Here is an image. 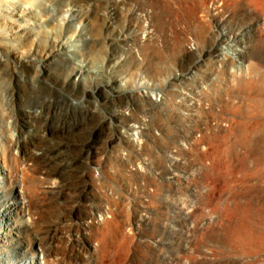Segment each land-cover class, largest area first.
Instances as JSON below:
<instances>
[{"label":"rangeland","instance_id":"1","mask_svg":"<svg viewBox=\"0 0 264 264\" xmlns=\"http://www.w3.org/2000/svg\"><path fill=\"white\" fill-rule=\"evenodd\" d=\"M32 1L33 0H0V35L4 34L9 37L10 36L13 37L16 31L28 30L29 33L30 32L33 33L34 37H36L37 39H40L42 34L43 36L47 37L48 41L50 40V38H56L62 42H65L64 50L62 49L58 50L59 53L58 55L62 56L64 55V53H69L72 55L73 59L71 62L73 64L70 63L68 64L69 66L71 65L70 68L76 67L77 72L73 73L69 79L71 80L73 79L77 83L80 81L85 82L87 80L85 86L87 88V91L85 93L81 91L76 92V90L81 89L80 88L81 86L77 84L74 93L69 94V92H73L72 89H69L68 87H63L60 85V83L56 82L54 75H57L61 79H67V78L64 75L62 77L61 71H59L57 67L53 64L50 65L49 67H46L44 65L35 67L37 72L33 68L35 72H32V76H29L27 70L21 65L15 66L12 64H0V80L4 78L6 81L5 88L3 89L1 96L2 98L0 101L1 102L0 110L2 113L0 114V205L2 204V201L5 198H7V200H13L14 198H16V192H17L16 190H19L20 188L18 187L23 183L25 184L24 190L26 192L25 199H27V202L30 201V197H34V200L36 198L38 200H40L41 198H43L44 200V198H46L43 201V204L48 207L47 210L49 211L45 210L47 212L45 211L43 212L42 207L41 209H38L39 204L41 205L42 202L38 203V200L35 201L37 203L36 206L37 208H35L37 210V213H35V217L39 216L42 219L41 220L38 217L37 224L38 223L39 224L38 225L36 224V227L39 226V230L41 229V231L43 232L45 230L42 227L45 228L47 226L54 227L53 226L54 222L60 223L61 224L60 226H62L61 228L64 229V232H67L64 233V236H67L66 239L69 237L68 241L70 242H71L70 238L73 239L74 244L73 243L72 244L75 246L74 247L75 255L77 257H81V256H85V258L88 257L87 261H85L84 264H89V262L90 264H98V263L99 264H103V263L104 264H170L175 261L178 255L182 256L184 255V253L187 254V252L188 254H190L189 250H191V248H192L191 251L193 252V256L194 255L195 256L193 257L192 255L190 256L188 254L187 256L188 257L190 256L189 258L191 260V263L193 261L194 264H221L220 262H222V260H223L222 262L223 264L225 262H227L226 264L229 263L236 264L237 261H239V264H242L243 263L242 260H244V264H245L246 262L245 259H242L243 257L240 256L239 253L236 252L234 257L233 254L235 253V251L232 250V246H230L231 244L226 240L225 233H227V231L225 228L223 229L222 227H220L221 221L222 224L224 223L223 225H225L226 222V218L223 217L226 214L225 212L223 213V211L221 210L224 209L223 204L226 203L227 201L225 200L223 202L224 198L225 199L228 198L227 196L229 195L232 196L235 195L233 194L235 190L232 188H237L235 191L237 193V190L239 191L241 189L238 188L241 187V185L242 187L245 185L242 188L243 190L246 188V185L247 186H249L248 184L251 185V183H245L244 185L239 184V186L236 184V182L238 181H239L238 183L242 182L243 174L244 175L245 173L251 175L257 174L262 168H264V143H262L264 142L263 141L264 139L261 138L262 135L264 136V127H263L264 116H262L264 112L261 111L255 112V114L257 113L258 116H259V112L262 114L259 116L260 119L258 118V116L255 117V119L258 118L261 121V124L259 126L260 128H258L259 131L258 130L256 131L263 134L259 135L258 132L257 133L255 132L257 136L256 137L255 134L252 133L255 138L253 139L254 141H252L253 137L251 135V138L249 137V139L245 143L242 142L241 141L242 138L240 140L239 132L238 134L236 133L239 139L237 140L238 142L236 141L237 143L236 142L234 143V140L237 139L236 135L234 136L235 139L233 136H231L232 138L229 137L226 138L225 140H222L223 139L222 135H224V131L226 134L227 126L225 125H228L231 118L237 116L236 117L237 119L235 120H239V119L241 120L244 119V117L245 120H247V118L249 120L250 117L252 119V120L250 119V121H253L254 119L252 114H248L245 111V106L247 102L250 101V99H252V97L256 98L257 96L254 94V92L250 93L251 97L248 96L249 92L247 93L245 92V90L241 91L235 85L237 82L232 83L235 80L233 79L232 81L231 78H239V76H241L239 75V73L243 70L247 72L246 70L249 67H251L252 64L255 67H257L258 72L260 71L259 72L260 75L264 73V71L263 72L261 71L262 69L264 70L263 67L264 39L263 40L259 39L260 37L258 35V31L255 28L256 26H254L251 29L249 36H247L245 32H241L242 30L237 32L238 34H240V36L246 38L245 43H247V46L245 48L244 47L239 48L240 50L243 49L245 58L240 59L239 56L237 55V52L233 51L232 49L233 47H230V45L233 44H229V45H223L221 47L222 51L220 52L221 53L220 60L217 59V62H214L215 61L214 57L212 55H209L210 46L204 44L205 41L200 37V30L202 29V26L205 25V27L206 26L209 27L211 25V23L208 22L209 20L207 18L205 19L204 17H202L199 11V7H200L199 5L202 4L203 0H199V1L186 0L187 2L185 0H175V1L174 0H109L108 2L107 0H101V1L90 0L86 2L87 5L83 6L82 9L83 11L88 12L86 10L90 8L89 12L87 13L89 20H85V22L82 23L81 21L79 22L76 16H74L73 11L68 10L69 7H63L64 8L63 10H66V12L58 13L57 11L59 10L58 2H60V5L63 4L64 1L65 4L69 2L72 5L71 0L70 1L44 0L43 2H41V4L44 5L42 8H40L38 4L33 3L35 0L33 2ZM230 1L231 0H218V5L221 6L228 5L227 7L231 9V12L230 11H229L230 13L227 12L226 17H228L231 20L233 27L237 29V24H241V22L245 23L246 20L245 18L250 17L248 16L249 12L246 10L248 7L249 0L247 1L241 0L237 3ZM204 2L206 3L208 2L210 8L211 9L213 8L212 4L209 3L210 0H206V1L204 0ZM42 9L46 10L47 14L51 17L52 22L50 24H48V22L38 21V18H36L35 13L40 14ZM233 12L235 14H233ZM177 13H179V15ZM123 14L126 17L125 16L123 17ZM195 17H197L198 19ZM257 20L259 24H262L263 18L258 16ZM106 22L109 23L111 27H113L112 30H109L110 38L114 40L111 44L110 42H107V40L105 39L107 37L105 33L100 35L101 28L104 27L103 25L106 24ZM68 23H70L71 25L70 28H68ZM175 24L176 26H174ZM119 30L120 32H118ZM81 31H83V33L84 32L88 33L89 37L87 38V40L90 41V44L92 43L95 44L89 46L86 43L84 44L82 42L80 43V41L77 40L78 39L77 37L80 36ZM228 33H229V29L227 28L221 30V34L223 35ZM118 34L119 35L121 34L122 38L118 37ZM41 39H43V37H41ZM48 41L46 42L48 43ZM46 42L43 41V44L47 45ZM47 54L50 55L49 52H47ZM84 56H86V58H89V60H85L83 58ZM157 58L161 59V63L154 62L155 61L154 59ZM221 60L228 61L229 63L228 71H230L229 75L231 74L230 78L223 77L222 79L220 74L221 70L219 69H221L222 68L221 66H223L224 64L222 63ZM68 64L67 65L64 64V66L62 64L60 68L68 67ZM256 64H258V66H256ZM244 71L241 74H243ZM48 72L52 76H48L47 74ZM216 72L219 73L216 74ZM12 74L14 75V77ZM196 74L197 75L200 74V75L197 76ZM212 74L214 76L216 75L217 77L216 76L214 77ZM234 75L235 76L238 75V76L235 77ZM96 80L97 82H95ZM32 83L34 84L33 86L35 87V90L33 92L30 91L26 85V84L31 85ZM104 83H109V85L111 86L117 85L119 89L122 90V93L129 98L128 99L129 103L126 104L124 100V104H120L119 102L114 101L112 95L104 96V94L107 95V93L101 91L100 88H97V85L100 86V84L102 85ZM46 85L50 87H46ZM7 86L8 88H6ZM233 87L235 88V91ZM217 88L219 90H217ZM236 88H238V90ZM227 89H229L231 92L230 91L227 92L226 91ZM240 91L244 93H241ZM162 93L164 97L162 96ZM222 93L224 94L222 95ZM233 93L236 94V96ZM252 93L254 94L253 96ZM31 94L33 97L30 96ZM140 94L141 95L146 94L155 103L154 106L151 107H149V105L146 106L150 110L140 109L138 104L140 102V98L142 97ZM211 94H213V97ZM244 94L246 95L248 94L247 96L250 98H248ZM5 95H7V98ZM231 95H232V99L230 98ZM242 95H244L245 98ZM262 96H264V94ZM3 97L6 99H4ZM163 98H165L166 100L164 101ZM196 98L198 99L196 100ZM35 99L37 100V102ZM44 99L50 100V103L47 107H42V105L40 104L43 102ZM229 100L233 101V102L231 101L232 105ZM65 101H70L75 105L72 114L62 113L61 106L62 104H64ZM199 103H202V105L200 104L199 106ZM2 104L5 105L2 106ZM241 104L243 105V107ZM233 105L235 106L233 107ZM12 106L14 107L12 108ZM220 106L223 109H221ZM237 106L238 108H240L239 111L242 114L238 111ZM29 107H35L37 108V111L40 110L37 112L38 115L37 113L36 114L34 113L35 116L34 114L28 115L26 114L25 111L22 110V109H29ZM115 109L116 111H118L117 113L124 112L125 115H129L127 117H130L132 121L134 120L133 122H131L130 128L129 127L126 128L121 124L118 126V128H114L113 125L110 126L108 122H106V117L109 116L112 111H115ZM232 110H234V112ZM180 111L182 114L180 113ZM220 112H223L224 116L223 113ZM150 113L152 116L150 115ZM189 113L190 116L192 117L188 116ZM219 113L221 114L220 116ZM238 113H240L241 116H239ZM210 114L213 116H211ZM134 115H137L138 118ZM225 115L227 119L224 118ZM135 118L138 120L136 121ZM207 118H209L212 121H214L217 118L213 123H215L218 119H219L218 121L223 122L224 127L218 128V130H216L217 129L216 125L214 124L212 125L213 127L212 130L215 131V134L218 135L217 137H219L220 140L217 138L219 141L213 140L210 141L211 142L210 143L209 140H212V137H208L210 139L208 140L207 138V140L205 141L207 146L204 143L203 144L204 148L203 146H201L200 148L201 150L200 149L198 150L196 148L194 149V147L191 146V142L189 141L188 143V140H185L184 135L186 134V132L188 133L190 131L191 127L196 128L198 127L197 125H200L201 127H203V125L204 127L209 126L208 125L209 123L205 121V120L208 121ZM198 119L200 120L202 119V120L200 121ZM228 119L229 121L227 122L226 120ZM203 120L207 123L206 125ZM139 122H141L140 123L141 125L139 124ZM143 123L146 124L144 125ZM187 124H189V126H187ZM145 126L150 128L151 131L153 132L151 133L154 135L153 139H152V135L150 138L142 135L141 127H145ZM42 127L44 131L42 130ZM223 128L225 130H223ZM261 128L262 131L260 132ZM44 132L47 133L45 134ZM124 133L126 135L128 134L127 135L128 138L123 137L125 135ZM219 135L222 137H220ZM256 139H258V141ZM26 140L27 142H25ZM181 140L183 142H181ZM129 141H131L132 143ZM145 141L146 143L149 142L148 145H145L146 144ZM214 141H217V143L216 142L214 143ZM187 144L189 147L187 146ZM184 147H186V149H183ZM205 147L207 148L206 151H208V153L205 151ZM169 149L174 150L175 153L174 156L175 157L177 156L179 160L182 161V165L178 163L172 164L168 159L164 158V155L168 151H170ZM154 150L155 153L153 152ZM31 151L47 153V155L50 156L51 158H53L52 156H55L57 152L59 151L63 152L65 155H67L68 159H62V160L56 159L55 163L59 164L58 165L59 167H63V166L66 167L69 172H66L64 174V178L61 179L60 175H58L57 173L55 175L53 170L49 168L50 166L46 164V162H48L46 158L48 159L51 158L49 157H45V159L40 157L28 158V155H30ZM156 152L158 153L156 154ZM190 152L193 153L195 152L196 154L194 153V156H191L193 153ZM153 155L154 156L156 155L155 156L156 158ZM196 155H198L199 158ZM130 157L133 158L130 159ZM195 157L198 159L196 160ZM200 157L201 159L202 158L203 159L201 160ZM204 159H206L207 161ZM260 159L261 161H259ZM121 160L123 162H127V167L122 168V166H120ZM199 160H201V162L204 161V163L202 164ZM242 163L245 165L244 169L240 167V164ZM203 166L204 167L207 166L208 168L207 167L204 168ZM206 169H208L209 172H211V170L213 171V173L212 172L208 173L210 175L212 174V178L211 177L208 178L205 176L207 174L206 172L208 171ZM175 170L177 171L173 172ZM176 173H179L180 175H186V177H188L189 180L193 181L192 190L194 191V194L192 192H188V191L186 192L184 189L181 190V188L176 191V189H172L169 186V184L167 183L168 182L167 178H170L172 176L171 174H176ZM194 174L196 176H194ZM202 177L203 178L206 177V178L203 179ZM257 177L258 176H255V180L257 179ZM44 179H46V181ZM210 179L216 180L218 185L217 187L218 190L216 192L217 193L216 196L218 195L216 197V200L218 199V202L216 203L215 201L214 204L210 203L211 205L207 204L206 201H204L205 199L207 200V197L205 196H207V194L209 193L208 183L211 181ZM249 179L253 180L254 178L251 177ZM258 179L256 181L251 180L252 186H256V183L257 185L259 184L260 186L263 182V184L260 187L263 186L262 188H264V181L259 179L260 181L258 182ZM51 180L52 182L54 180L53 183L57 184V186L59 187L56 188L55 189L56 191L54 190L53 193L47 194L46 192H44L43 189H46L45 186H47L49 182L50 184H53ZM55 180L58 182L56 183ZM202 181L204 183V186L206 187L204 186H202V188L200 187V185H202ZM32 182L33 183L35 182L34 183L35 184L34 187L36 186L35 188L29 186V183ZM194 187L195 188L198 187L201 191L198 190V188L195 189ZM79 188L81 189V191ZM152 189L154 192L152 191ZM205 189H207L208 193H206L207 191ZM180 190L184 192L182 193ZM29 191L31 192V194L29 193ZM179 191H180V195H178ZM197 192H199V195L197 194ZM228 192H233V193L229 194ZM44 193H46L45 195L47 196H44ZM115 193L117 194V196ZM221 195L224 196L227 195V196L226 197L222 196L221 198L222 200L220 201ZM179 196L181 197V200L186 199L187 202L188 200H190L192 201V203H194L195 200L198 199L197 201L201 202L200 207H202L201 213L203 216L200 225L203 227H207L209 225L210 227V229L206 231L207 233L206 235L208 236L204 237V241L201 244V246L203 247L205 242V246L203 247V249L201 246H200L201 249L200 248L197 250L195 249L196 253L193 248L194 246H192V244L190 245L191 243L190 237H192L193 239L196 237L195 236L196 234L194 232H190L189 234L191 235H187V234L185 235L175 232L172 229V227H175L176 223L171 224L170 223L171 220H169L171 219V217H174L175 209L178 208V206H181V204L186 203V200L181 202ZM183 196L185 199L183 198ZM193 196L195 200L192 198ZM20 197L21 196L17 195V201L22 200ZM186 197L189 198L187 199ZM145 201L150 203L147 205L146 208L141 207L140 209L135 206V205H141ZM60 202L64 204L62 205ZM202 203H205L204 207ZM218 203L221 206L218 205L219 207H217V205H215ZM30 204L33 203L30 201ZM186 204L189 207V203ZM55 206H57V208ZM212 207L214 209L217 207L218 209L217 210L215 209L214 212V210H212L213 209ZM207 208L210 210H208ZM218 210H220L219 213L222 212L224 215H221L222 213L218 214ZM216 211L218 215L215 214ZM141 214H142V218L140 216ZM219 215H221V218ZM206 216L208 218H206ZM218 216L220 219L218 218ZM204 217L206 219H204ZM59 218H62V220ZM68 218L71 219L69 220ZM88 219H90L91 221L90 220L88 221ZM209 219L211 222L212 219L213 220L215 219L216 221L214 222L217 223L219 227H216L218 226L217 224L216 225L210 224L211 222L208 221ZM114 220H118L119 223L116 222V224L118 228L120 227L119 229L114 228V224H112L115 222ZM218 220L220 221L219 223ZM4 222L5 221H3L0 218L1 226L4 224ZM101 222L103 225L101 224ZM51 223L52 225H50ZM166 223L167 224L170 223V225L167 226L165 225ZM203 223L205 226L202 225ZM205 223L207 224V226ZM40 226L42 227L40 228ZM106 228L108 229V231ZM175 228H179V227L176 226ZM218 229H220V231ZM5 231L6 230H3L2 227L0 233V241L3 240L4 236H6L7 232L5 233ZM213 231H215V233ZM218 231L220 233L222 231V233L220 234ZM2 232L4 234L3 237H2ZM108 232L110 233L108 234ZM15 233L13 232L11 233L12 237L16 236ZM216 233H218L219 235ZM100 235H102V237ZM181 235L182 237L184 236L185 237L182 238ZM209 237H211V239L213 238L214 239L211 240ZM217 237L219 239L221 238L220 241H224V242H221L220 244L219 243L220 241ZM187 238L190 240H187ZM207 239L210 241H208ZM146 240H148L149 242ZM65 241L62 240V242L64 243L61 244L64 245L69 243L68 241H66L67 243ZM101 241L103 242L105 241L104 242L105 245ZM164 241H166V243ZM207 242H209V244H207ZM224 243H227L226 246L229 245L227 246L228 248L224 245ZM1 244H4V242H1ZM222 244L223 247L221 246ZM211 245H212V249L214 248L213 251L212 249H208L211 248ZM215 246L218 251H216ZM205 247L207 248L206 251L207 250L210 251L204 253L205 254L204 255L203 252L205 251L204 250ZM218 247L220 248L222 247V248L219 249ZM7 249L8 248H6V250ZM8 250L9 251H0V264H23L22 262L23 260L16 255V251H12V249H8ZM104 250L107 251V253ZM220 250H223V252ZM214 251L215 253H213ZM197 252L199 253V255H197L196 257V254H198ZM100 253L101 254L103 253V255H101ZM226 254L229 255L232 254V256H227ZM200 255L201 256L204 255V256L200 258ZM215 255L216 257H213ZM226 257L227 258L230 257V258L227 259ZM94 258H96V260ZM224 258H226V261L224 260ZM171 259H173L174 261Z\"/></svg>","mask_w":264,"mask_h":264},{"label":"bare ground","instance_id":"2","mask_svg":"<svg viewBox=\"0 0 264 264\" xmlns=\"http://www.w3.org/2000/svg\"><path fill=\"white\" fill-rule=\"evenodd\" d=\"M34 1V0H33ZM32 1V2H33ZM44 0H35L33 3L35 4H38V6L40 7V8H42L44 5H42L41 4V2H43ZM68 1H70V0H68ZM72 1V5H71V3H69V2H67V4H65V1L63 2V4H61L60 5V2H58V4H59V10H57L58 11V13L60 12V13H62V12H66V10H63L64 8L63 7H69L68 8V10H71V11H73L74 13V16H76L77 18H78V20H79V22L81 21V23L82 22H85V20H89V18H88V12H89V9L88 10H86V11H88V12H85V11H83L82 9H83V6H85V5H87V1H90V0H71ZM98 1V0H97ZM101 1V0H100ZM109 0H107V2H108ZM175 1V0H174ZM186 1V0H185ZM189 1V0H188ZM199 1V0H198ZM206 1V0H205ZM231 1H233L234 3H237V2H239V1H241V0H231ZM230 1V2H231ZM247 1V0H246ZM31 2V3H32ZM116 2V1H115ZM187 2V1H186ZM221 2H223V1H221ZM229 2V3H230ZM118 3V2H117ZM192 3V2H191ZM209 3H211L212 4V6H213V8L211 9L210 8V6L208 5V2L206 3V2H204V0H203V2H202V4L201 5H199L200 7H199V11H200V14H201V16L202 17H204L205 19L207 18L209 21L208 22H210L211 23V25L208 27V26H206L205 27V25H203L202 26V29L200 30V37H201V39H203L204 41V44H206V45H208V46H210V53H209V55H212L213 57H214V59H215V61L214 62H217V59L218 60H220V56H221V51H222V46L223 45H229V44H233V45H230V47H233L232 49H233V51H235V52H237V55L239 56V58L240 59H242V58H245V55H244V51H243V49L242 50H240L239 48L240 47H246L247 46V43H245L246 42V38H244L243 36H240V34H238L237 32L238 31H241V32H245L246 33V35L247 36H249V33L251 32V29L254 27V26H256L255 28H256V30L258 31V35H259V39L260 40H263L264 39V0H249V2H248V7H247V11L249 12V15L248 16H250L249 18H245L246 20H245V23L244 22H241V24H237V29H235L234 27H233V24L231 23V20L228 18V17H226V14H227V12H231V9H229L227 6L228 5H218V0H210V2ZM44 4V3H43ZM94 4V3H93ZM99 4V3H98ZM107 4H109V3H107ZM124 4V3H123ZM219 4H220V2H219ZM232 4V3H231ZM177 5V4H176ZM176 5H175V7H176ZM90 6V5H89ZM94 6H96V5H94ZM98 6V5H97ZM102 6V5H101ZM180 6V5H179ZM187 6V5H186ZM103 7V6H102ZM113 7V6H112ZM105 8V7H104ZM157 8V7H156ZM172 8V7H171ZM180 8V7H179ZM186 8V7H185ZM80 9V10H79ZM146 9V8H145ZM190 9V8H189ZM106 10H107V8H106ZM173 10V9H172ZM196 10V9H195ZM194 10V11H195ZM124 11V10H123ZM174 11V10H173ZM143 12V11H142ZM193 12V11H192ZM229 12V13H230ZM106 13V12H105ZM36 15V18H38V21H44V22H48V24H50L51 22H52V20H51V17L47 14V12H46V10H44V9H42L41 10V12H40V14H37V13H35ZM178 15H179V13H177ZM233 14H235L234 12H233ZM150 15V14H149ZM173 15H175V14H173ZM232 15V14H231ZM65 16V15H64ZM125 15L123 14V17H124ZM140 16V15H139ZM186 16H187V14H186ZM194 16V15H193ZM233 16V15H232ZM258 16L259 17H261V18H263V21H262V24H259L258 23V20H257V18H258ZM106 17H107V15H106ZM126 17V16H125ZM200 17V16H199ZM185 18V17H184ZM195 18H197V17H195ZM203 18V19H204ZM186 19V18H185ZM198 19V18H197ZM201 19V18H200ZM252 19H253V22H252ZM185 21V20H184ZM196 21V20H195ZM203 21V20H202ZM201 21V22H202ZM136 22V21H135ZM200 22V21H199ZM208 22H207V24H208ZM250 22V23H249ZM126 23V22H125ZM144 23V22H143ZM155 23V22H154ZM175 23V22H174ZM254 23H255V25H254ZM108 24V25H107ZM199 24V23H198ZM206 24V25H207ZM144 25V24H143ZM41 26V25H40ZM104 27H102L101 28V32H100V35H102L103 33H105L106 34V40H107V42H110V44L114 41L112 38H110V31L109 30H112V28L113 27H111L110 25H109V23H107L106 22V24H104L103 25ZM174 26H176V24L174 25ZM190 26H191V24H190ZM196 26V25H195ZM71 27V25H70V23H68V28H70ZM145 27V26H144ZM201 27V26H200ZM142 28V27H141ZM155 28V27H154ZM196 28V27H195ZM224 28H227V29H229V33L228 34H225V35H223V34H221V30H223ZM185 29V28H184ZM132 30V29H131ZM187 30V29H186ZM82 32V33H81ZM80 32V36H78L77 38V40L78 41H80V43L82 42L83 44L84 43H86L87 45H89V46H92V45H94L95 43H92V44H90V41H88L87 40V38L89 37V35H88V33H83V31H81ZM118 32H120V30L118 31ZM188 32V31H187ZM159 34V33H158ZM163 34V33H162ZM170 35V34H169ZM182 35H183V33H182ZM132 36V35H131ZM159 36V35H158ZM246 36V37H247ZM41 37H43V39H41ZM41 37H40V39H37L36 37H34V35H33V33H29V31L28 30H19V31H16V33L13 35V37H9V36H7V35H4V34H1L0 35V64H12V65H15V66H17V65H21V66H23L26 70H27V72H28V74H29V76H32V72H35L34 70H33V68L35 69V67H39V66H41V65H44V66H46V67H49L50 65H55L56 67H57V69L59 70V71H61V75H62V77H63V75L67 78V79H61V78H59L57 75H54V78H55V80H56V82H58V83H60V85L61 86H63V87H68L69 89H72L73 90V92H69V94L70 93H74V91L76 90V86H77V84L78 85H80L81 87V89L79 90H76V92H83V93H85L86 91H87V88L85 87L86 86V81L85 82H82V81H80V82H76L75 80H71V79H69L70 78V76L73 74V73H75V72H77V69H76V67L75 68H70V66H69V64L68 63H70V64H73L71 61H72V55L71 54H69V53H64V55H62V56H59L58 54V50H64V48H65V42H62V41H60L59 39H56V38H50V40L48 41V39H47V37L46 36H43L42 34H41ZM118 37H120V38H122L121 37V34L119 35L118 34ZM171 37V36H170ZM103 38V37H102ZM172 38V37H171ZM90 39V38H89ZM104 39V40H105ZM6 40H8V41H6ZM122 40V39H121ZM175 40V39H174ZM43 41H48V43H47V45H44L43 44ZM106 42V41H105ZM121 42V41H120ZM155 44V43H154ZM161 44V43H160ZM177 44V43H176ZM135 45V44H134ZM159 45V44H158ZM142 46V45H141ZM177 46V45H176ZM189 46V45H188ZM136 47V46H135ZM146 47V46H145ZM144 48V47H143ZM130 49V48H129ZM141 50V49H140ZM47 52H49L50 53V55H48L47 54ZM164 52V51H163ZM180 52V51H179ZM187 52V51H186ZM160 53V52H159ZM199 53V52H198ZM204 55V54H203ZM145 56V55H144ZM155 56V55H154ZM166 56V55H165ZM151 57V56H150ZM85 60H89V58H86V56H84L83 57ZM145 58V57H144ZM211 59V58H210ZM263 59V58H262ZM155 61V63H161V59H159V58H157V59H154ZM212 61V60H211ZM210 61V62H211ZM222 61V63L224 64L223 66H221L222 68L221 69H219V70H221V72H220V74H221V77H222V79H223V77H225V78H230V75H229V72L230 71H228L229 70V63H228V61H225V60H221ZM83 62V61H82ZM264 62V61H263ZM212 63V62H211ZM254 63V62H253ZM258 63V62H257ZM63 64V66H64V64H68V67H63V68H60V66ZM105 65V64H104ZM143 65V64H142ZM218 65V64H217ZM251 65V64H250ZM253 65V64H252ZM251 65V67H247L248 69L246 70L247 72H245L244 70V73L243 74H241L243 71H241L240 73H239V75H241V76H239V78H231L232 79V81H233V79L235 80L234 82H232V83H236L235 85H236V87H238L241 91L242 90H245V92H249V95L248 96H250L251 97V92H254V94L257 96L256 98H253L252 97V99H250V101H248L247 102V104H246V106H245V111L248 113V114H252V116L254 117V119H253V121H250V119H251V117L249 118V120H248V118H247V120H245V117H244V119H239V120H235V119H237L236 117H234V118H231L230 119V121H229V119L228 120H226L227 122L229 121V123H228V125H225V126H227L226 127V134H225V131H224V135H222V136H220V137H222L223 139L222 140H225L226 138H229V137H231V136H237L236 138L237 139H235V137H234V143L237 141V140H239L238 139V132H239V134H240V140H241V138H242V142H246L248 139H249V137L251 138V135H252V141H254L253 139H255L254 138V136H253V134L252 133H254L255 134V132L257 133L258 131H259V129L258 128H260L259 126H260V124H261V121L259 120L260 118H259V116L260 115H262L260 112H259V116L257 115V113L255 114V112L256 111H261V112H264V96H262L263 94H264V73H262L261 75H260V71L258 72V70H257V67H255L254 65L252 66ZM77 66V65H76ZM86 66V65H85ZM84 66V67H85ZM138 66H140V65H138ZM201 66V65H200ZM208 66V65H207ZM211 66V65H210ZM212 66H213V64H212ZM249 66V65H248ZM256 66H258V64H256ZM261 66V65H260ZM194 67V66H193ZM209 67V66H208ZM218 67V66H217ZM262 67V66H261ZM264 67V66H263ZM262 67V68H263ZM86 68V67H85ZM201 68V67H200ZM219 68V67H218ZM259 68V67H258ZM262 68H260V69H262ZM87 69V68H86ZM138 69V68H137ZM259 69V70H260ZM36 70V69H35ZM168 70V69H167ZM17 71V70H16ZM215 71V70H214ZM262 72L264 71L263 69L261 70ZM36 72H37V70H36ZM109 72V71H108ZM204 72V71H203ZM23 73V72H22ZM178 73V72H177ZM217 73H219V72H216V74ZM48 74V76H52L51 74H49V72L47 73ZM102 74V73H101ZM208 74V73H207ZM258 74H259V76H258ZM13 75V74H12ZM19 75V74H18ZM25 75V74H24ZM42 75V74H41ZM105 75H107V74H105ZM109 75V74H108ZM184 75V74H183ZM189 75V74H188ZM187 75V76H188ZM194 75V74H193ZM197 75V74H196ZM200 75V74H199ZM199 75H197V76H199ZM213 75V74H212ZM4 76V75H3ZM214 76V75H213ZM216 76V75H215ZM214 76V77H215ZM218 76H220V75H218ZM235 76V75H234ZM234 76H232V77H234ZM236 76H238V75H236ZM235 76V77H236ZM258 76V77H257ZM13 77H14V75H13ZM12 77V78H13ZM191 77V76H190ZM217 77V76H216ZM220 77V78H221ZM7 78V77H6ZM15 78H16V76H15ZM22 78V77H21ZM161 78V77H160ZM204 78V77H203ZM207 78V77H206ZM209 78V77H208ZM35 79V78H34ZM187 79V78H186ZM195 79V78H194ZM230 79V80H231ZM7 80V79H6ZM22 80H24V79H22ZM178 80V79H177ZM202 80V79H201ZM207 80V79H206ZM219 80H221V79H219ZM27 81V80H26ZM40 81V80H39ZM89 81V80H88ZM182 81V80H181ZM200 81V80H199ZM203 81V80H202ZM208 81V80H207ZM214 81V80H213ZM226 81V80H225ZM33 82V81H32ZM95 82H97V80L95 81ZM218 82H220V81H218ZM228 82V81H227ZM226 82V83H227ZM45 83V82H44ZM43 83V84H44ZM165 83V82H164ZM175 83V82H174ZM198 83V82H197ZM5 84H6V81H5V79L3 78V79H1L0 80V101H1V96H2V92H3V89L5 88ZM19 84V83H18ZM113 84V83H112ZM27 85V87L29 88V90L30 91H34L35 90V87L33 86L34 84L32 83L31 85H28V84H26ZM97 85V84H96ZM195 85V84H194ZM218 85V84H217ZM223 85V84H222ZM228 85V84H227ZM230 85V84H229ZM232 85H234V84H232ZM36 86V85H35ZM93 86V85H92ZM177 86V85H176ZM179 86V85H178ZM181 86V85H180ZM198 86V85H197ZM10 87H11V85H10ZM9 87V88H10ZM46 87H50V86H48V85H46ZM168 87V86H167ZM212 87H213V85H212ZM6 88H8V86L6 87ZM24 88V87H23ZM97 88H100V90L101 91H104L105 93H107V95H105L104 94V96H108V95H112V97L114 98V101H117V102H119L120 104H124V100H125V102H126V104L127 103H129V98L127 97V96H125L123 93H122V90H120L119 89V87L117 86V85H115V86H111V85H109V83H104V84H100V86L99 85H97ZM184 88V87H183ZM192 88V87H191ZM238 88H236L237 90H238ZM11 89V88H10ZM233 89H234V91H235V88L233 87ZM6 90V89H5ZM25 90V89H24ZM126 90V89H125ZM193 90V89H192ZM217 90H219L218 88H217ZM9 91V90H8ZM7 91V92H8ZM15 91V90H14ZM130 91V90H129ZM169 91V90H168ZM200 91V90H199ZM227 92L228 91H230L229 89H227L226 90ZM240 91V92H241ZM5 92V91H4ZM16 92V91H15ZM35 92H37V91H35ZM75 92V93H76ZM104 92H102V93H104ZM203 92V91H202ZM204 92H205V90H204ZM209 92H210V89H209ZM212 92V91H211ZM231 92V91H230ZM233 92V91H232ZM240 92H239V94H240ZM56 93H57V91H56ZM161 93V92H160ZM165 93V92H164ZM199 93H201V92H199ZM213 93V92H212ZM219 93V92H218ZM217 93V94H218ZM225 93V92H224ZM224 93H222V95L224 94ZM241 93H244V92H241ZM7 94V93H6ZM9 94V93H8ZM59 94V93H58ZM62 94V93H61ZM93 94V93H92ZM173 94V93H172ZM216 94V95H217ZM234 94V93H233ZM238 94V93H237ZM253 93H252V96L254 95ZM10 95V94H9ZM141 95V94H140ZM167 95V94H166ZM212 95V97H213V94H211ZM235 96H236V94H234ZM245 96H247L246 94H244ZM244 95H242L243 97H244ZM6 96V98H7V95H5ZM31 97H33L32 96V94L30 95ZM142 97L140 98V102L138 103L139 104V107H140V109L141 110H148L149 108L148 107H146L147 105H149V107H151V106H154L155 105V103L152 101V99L149 97V96H147L146 94H144V95H141ZM162 96H163V93H162ZM206 96V95H205ZM210 96V95H209ZM218 96H220V95H218ZM228 96H229V94H228ZM247 96V97H248ZM23 97V96H22ZM76 97V96H75ZM164 97V96H163ZM179 97H181V96H179ZM198 97V96H197ZM207 97H208V94H207ZM250 97H248V98H250ZM255 97V96H254ZM4 98V97H3ZM6 98H4V99H6ZM10 98V97H9ZM8 98V99H9ZM110 98V97H109ZM136 98H137V96H136ZM173 98H175V97H173ZM193 98H194V96H193ZM218 98V97H217ZM231 99H232V95H231V97H230ZM239 98V97H238ZM238 98H237V100H238ZM241 98V97H240ZM245 98V97H244ZM13 99H14V97H13ZM12 99V100H13ZM34 99V98H33ZM68 99H70V98H68ZM164 99V101L166 100L165 98H163ZM185 99V98H184ZM198 98H196V100H197ZM202 99V98H201ZM228 99V98H227ZM235 99V98H234ZM242 99V98H241ZM11 100V99H10ZM10 100H9V102H10ZM24 100V99H23ZM36 100V99H35ZM52 100V99H51ZM59 100V99H58ZM208 100H209V98H208ZM207 100V101H208ZM225 100V99H224ZM236 100V99H235ZM3 101H5V100H3ZM111 101V100H110ZM113 101V102H114ZM170 101V100H169ZM182 101V100H181ZM198 101H200V100H198ZM217 101V100H216ZM222 101V100H221ZM230 101V100H229ZM229 101H227V102H229ZM232 101V100H231ZM230 101V102H231ZM36 102H37V100H36ZM177 102V101H176ZM175 102V103H176ZM202 102V101H201ZM213 102V101H212ZM224 102V101H223ZM233 102V101H232ZM232 102H231V105H232ZM235 102V101H234ZM238 102V101H237ZM242 102H244V101H242ZM241 102V103H242ZM2 103H4V102H2ZM49 103H50V100H48V99H44L43 100V102L42 103H40L41 105H42V107H47L48 105H49ZM76 103V102H75ZM166 103V102H165ZM174 103V102H173ZM236 103V102H235ZM39 104V103H38ZM80 104V103H79ZM177 104V103H176ZM198 104V103H197ZM200 104L202 105V103H199V106H200ZM210 104V103H209ZM234 104V103H233ZM5 105V104H4ZM3 104H2V106H4ZM118 105V104H117ZM163 105V104H162ZM181 105V104H180ZM196 105V104H195ZM194 105V106H195ZM213 105V104H212ZM227 105V104H226ZM242 105V104H241ZM240 105V106H241ZM0 106H1V102H0ZM20 106V105H19ZM34 106V105H33ZM116 106V105H115ZM115 106H114V108H115ZM119 106V105H118ZM178 106V105H177ZM184 106V105H183ZM217 106V105H216ZM225 106V105H224ZM229 106V105H228ZM235 105H233V107H234ZM239 106V105H238ZM238 106H237V108H238ZM14 106H12V108H13ZM28 107V106H27ZM37 107V106H36ZM38 107H40V106H38ZM84 107V106H83ZM172 107V106H171ZM196 107V106H195ZM198 107V106H197ZM221 107V106H220ZM232 107V106H231ZM242 107H243V105H242ZM4 108V107H3ZM32 108H35V107H29V109H22L23 111H25L26 112V114H36L38 111H40V110H38L37 111V108H35V109H32ZM74 108H75V105L72 103V102H70V101H65L64 102V104H62V106H61V110H62V113H64V114H72V112H73V110H74ZM78 108V107H77ZM85 108V107H84ZM119 108V107H118ZM125 108V107H124ZM194 108V107H193ZM212 108V107H211ZM1 109V108H0ZM8 109H9V107H8ZM15 109V108H14ZM43 109V108H42ZM121 109H122V107H121ZM134 109V108H133ZM159 109V108H158ZM168 109H170V108H168ZM196 109V108H195ZM200 109V108H199ZM218 109H219V106H218ZM221 109H223L222 107H221ZM236 109V108H235ZM10 110H11V108H10ZM32 110H34V111H32ZM96 110V109H95ZM102 110V109H101ZM107 110V109H106ZM120 110V109H119ZM124 110V109H123ZM150 110V109H149ZM202 110H203V108H202ZM202 110H201V112H202ZM210 110H212V109H210ZM225 110H228V109H225ZM240 110V108H238V111ZM244 110V109H243ZM100 111V110H99ZM108 111H111V110H108ZM115 111H116V109H115ZM112 111L111 113H110V115L109 116H107L106 117V122H108V124L110 125V126H112L113 125V127L114 128H118V126L121 124L122 126H124V127H129L130 128V126H131V122H133L132 121V119L130 118V117H127V116H129V115H125L124 114V112L123 113H117L118 111ZM171 111V110H170ZM200 111V110H199ZM230 111V110H229ZM233 112H234V110H232ZM231 111V112H232ZM11 112V111H10ZM9 112V113H10ZM14 112V111H13ZM13 112H12V114H13ZM119 112H122V111H119ZM131 112V111H130ZM129 112V113H130ZM134 112V111H133ZM189 112V111H188ZM196 112V111H195ZM205 112V111H204ZM217 112V111H216ZM215 112V113H216ZM236 112V111H235ZM240 112V111H239ZM15 113V112H14ZM46 113V112H45ZM127 113V112H126ZM180 113H181V111H180ZM184 113V112H183ZM208 113V112H207ZM220 113H223V112H220ZM219 113V116L221 115ZM241 113V112H240ZM240 113H238L239 114V116H241L240 115ZM0 114H2L1 113V110H0ZM35 114H34V116H35ZM49 114V113H48ZM56 114V113H55ZM93 114V113H92ZM106 114V113H105ZM179 114V113H178ZM182 114V113H181ZM188 114V113H187ZM186 114V115H187ZM202 114V113H201ZM213 114V113H212ZM236 114V113H235ZM242 114V113H241ZM253 114H255V115H253ZM37 115H38V113H37ZM43 115V114H42ZM131 115H132V113H131ZM150 115H151V113H150ZM154 115V114H153ZM155 115H156V113H155ZM158 115V114H157ZM198 115V114H197ZM203 115H204V113H203ZM211 115V114H210ZM231 115V114H230ZM237 115V114H236ZM243 115H244V113H243ZM246 115V114H245ZM134 116H136L137 118H138V116L137 115H134ZM143 116V115H142ZM152 116V115H151ZM182 116V115H181ZM188 116H190V113H189V115ZM201 116V115H200ZM211 116H213V115H211ZM223 116H224V113H223ZM229 116V115H228ZM234 116V115H233ZM247 116H249V115H247ZM258 116V118L257 119H255V117H257ZM262 116H264V113H263V115ZM31 117V116H30ZM40 117H41V115H40ZM68 117V116H67ZM140 117V116H139ZM144 117V116H143ZM146 117V116H145ZM150 117V116H149ZM178 117V116H177ZM187 117V116H186ZM190 117H192V116H190ZM189 117V118H190ZM195 117V116H194ZM193 117V118H194ZM207 117V116H206ZM232 117V116H231ZM151 118V117H150ZM213 118V117H212ZM211 118V119H212ZM215 118V117H214ZM225 119H227L226 118V115H225V117H224ZM18 119V118H17ZM87 119V118H86ZM136 119V118H135ZM144 119V118H143ZM188 119V118H187ZM204 119V118H203ZM208 119V121L207 120H205L206 122H208L209 124V126H205L204 127V125H203V127H201L200 125H197L198 127H191L190 128V131L187 133L186 132V134L184 135V138H185V140H188V143H189V141L191 142V146H193L194 147V149L196 148V149H200L201 148V146H203V144L205 143V145H206V140H207V138L208 137H212V140H209L210 138H208V140H209V142L210 141H213V140H217V141H219L220 139H219V137H217L218 135H216L215 134V131H213L212 129H213V127H212V125L214 124V125H216V127H217V129L216 130H218V128H222V127H224V125H223V122H220V121H216L215 123H213L214 121H212V120H210L209 118H207ZM261 119H263V118H261ZM31 120V119H30ZM88 120V119H87ZM138 119H136V121H137ZM140 120V119H139ZM142 120V119H141ZM173 120V119H172ZM190 120H192V119H190ZM194 120V119H193ZM198 120H200V119H198ZM202 120V119H201ZM200 120V121H201ZM252 120V119H251ZM204 121V120H203ZM204 121V123H205V125L207 124L206 122ZM264 121V120H263ZM57 122V121H56ZM141 122H143V121H141ZM141 122H139V124L141 123ZM146 122V121H145ZM175 122V121H174ZM197 122V121H196ZM224 122H225V120H224ZM136 123V122H135ZM184 123V122H183ZM192 123V122H191ZM190 123V124H191ZM134 124V123H133ZM144 124V123H143ZM146 124V123H145ZM144 124V125H145ZM225 124V123H224ZM141 125V124H140ZM140 125H138V126H140ZM149 125V124H148ZM40 126V125H39ZM136 126H137V124H136ZM143 126V125H142ZM151 126V125H150ZM153 126V125H152ZM171 126V125H170ZM174 126V125H173ZM185 126V125H184ZM187 126H189V124H187ZM263 126V125H262ZM121 127V126H120ZM134 127V126H133ZM155 127V126H154ZM166 127V126H165ZM264 127V126H263ZM140 128V127H139ZM152 128V127H151ZM167 128V127H166ZM199 128V129H198ZM41 129V128H40ZM59 129V128H58ZM42 130H43V127H42ZM166 130V129H165ZM184 130V129H183ZM214 132H212V131ZM220 130V129H219ZM223 130H225L224 128H223ZM256 130H258V131H256ZM38 131V130H37ZM44 131V130H43ZM96 131V130H95ZM262 131V128H261V130H260V132ZM128 132V131H127ZM185 132V131H184ZM211 132V133H210ZM31 133V132H30ZM41 133V132H40ZM45 134L47 133V132H44ZM44 133H43V135H44ZM123 133V132H122ZM141 133H142V135H144V136H146V137H148V138H150L151 137V135H152V139H153V134H151V133H153L152 131H151V129L150 128H148V127H141ZM221 133V132H220ZM237 133V134H236ZM259 133V132H258ZM65 134V133H64ZM125 134V133H124ZM160 134V133H159ZM158 134V135H159ZM223 134V133H222ZM261 134H263V133H259V135H261ZM37 135V134H36ZM42 135V134H41ZM128 135V134H127ZM126 134L123 136V137H125V138H128V136H127ZM117 136V135H116ZM255 136H256V134H255ZM44 137V136H43ZM257 137V136H256ZM261 137V136H260ZM29 138H30V136H29ZM165 138V137H164ZM219 140H218V139ZM232 138V137H231ZM261 138H263L264 139V136L262 135V137ZM47 139H48V137H47ZM155 139H157V138H155ZM167 139V138H166ZM175 139V138H174ZM263 139H261V140H263ZM43 140V139H42ZM90 140H91V138H90ZM114 140V139H113ZM126 140V139H125ZM130 140V139H129ZM159 140V139H158ZM178 140V139H177ZM184 140V139H183ZM257 141H258V139H256ZM152 141V140H151ZM217 141H214V143L216 142L217 143ZM240 141V142H241ZM252 141H251V143H252ZM264 141V140H263ZM14 142V141H13ZM19 142V141H18ZM25 142H27V140L25 141ZM129 142H131V141H129ZM181 142H183L182 140H181ZM186 142V141H185ZM208 142V141H207ZM238 142V141H237ZM236 142V143H237ZM241 142V143H242ZM11 143V142H10ZM35 143V142H34ZM54 143V142H53ZM132 143V142H131ZM145 143H146V141H145ZM149 143V142H148ZM148 143H146L145 145H148ZM157 143V142H156ZM168 143V142H167ZM187 143V142H186ZM211 143V142H210ZM213 143V142H212ZM219 143V142H218ZM262 143H264V142H262ZM31 144V143H30ZM47 144V143H46ZM108 144V143H107ZM172 144V143H171ZM209 144V143H208ZM257 144V143H256ZM17 145V144H16ZM37 145V144H36ZM65 145V144H64ZM67 145V144H66ZM157 145V144H156ZM158 145H159V143H158ZM182 145H184V144H182ZM186 145V144H185ZM212 145V144H211ZM210 145V146H211ZM12 146V145H11ZM20 146V145H19ZM52 146V145H51ZM122 146V145H121ZM124 146V145H123ZM187 146H188V144H187ZM207 146V145H206ZM209 146V145H208ZM17 147V146H16ZM70 147V146H69ZM175 147V146H174ZM189 147V146H188ZM11 148V147H10ZM67 148V147H66ZM124 148V147H123ZM123 148H122V150H123ZM156 148V147H155ZM166 148V147H165ZM173 148V147H172ZM203 148H204V146H203ZM176 149V148H175ZM181 149V148H180ZM183 149H186V147H184ZM206 147H205V151H206ZM26 150V149H25ZM84 150V149H83ZM145 150V149H144ZM156 150V149H155ZM155 150L153 151L154 153H155ZM170 151H168L165 155H164V158H166V159H168L172 164H175V163H178V164H180V165H182V161H180L179 160V158L176 156H174V150H171V149H169ZM177 150V149H176ZM178 150H179V148H178ZM201 150V149H200ZM203 150V149H202ZM28 151V150H27ZM158 151V150H157ZM161 151V150H160ZM185 151V150H184ZM194 151V150H193ZM176 152V151H175ZM178 152V151H177ZM186 152V151H185ZM200 152V151H199ZM202 152V151H201ZM207 153H208V151H206ZM158 152H156V154H157ZM160 153V152H159ZM190 153H193V152H190ZM195 153V152H194ZM194 153L191 155V156H194ZM90 154V153H89ZM179 154V153H178ZM196 154V153H195ZM204 154V153H203ZM127 155V154H126ZM129 155V154H128ZM133 155V154H132ZM131 155V156H132ZM211 155V154H210ZM123 156H124V154H123ZM152 156V155H151ZM154 156V155H153ZM156 156V155H155ZM154 156V157H155ZM196 156H198V155H196ZM201 156H203V155H201ZM206 156V155H205ZM30 157H40V158H43V159H45V157H49V158H51L50 156H48L47 155V153H44V152H35V151H31L30 152V155H28V158H30ZM53 158H51V159H48V158H46L47 160H48V162H46V164L47 165H49L50 167L49 168H51L52 170H53V172H54V174L56 175V173L58 174V175H60V178L62 179V178H64V174L66 173V172H69L68 170H67V168L66 167H59L58 165L59 164H57V163H55V160L56 159H68V157H67V155H65L63 152H61V151H59V152H57L56 154H55V156H52ZM214 157V156H213ZM129 158V157H128ZM131 158H133V157H130V159ZM137 158V157H136ZM156 158V157H155ZM196 158V157H195ZM198 158H199V156H198ZM198 158H196V160L198 159ZM32 159V158H31ZM54 159V160H53ZM87 159V158H86ZM123 159H124V157H123ZM126 159V158H125ZM138 159V158H137ZM160 159V158H159ZM181 159V158H180ZM200 159H201V157H200ZM203 159V158H202ZM201 159V160H202ZM208 159V158H207ZM129 160V159H128ZM201 160H199L200 162H201ZM204 160H206V159H204ZM209 160V159H208ZM257 160V159H256ZM54 161V162H53ZM207 161V160H206ZM259 161H261V159L259 160ZM37 162V161H36ZM195 162V161H194ZM141 163V162H140ZM193 163V162H192ZM202 164L204 163V161H202L201 162ZM70 164V163H69ZM206 164V163H205ZM210 164V163H209ZM208 164V165H209ZM39 165V164H38ZM132 165V164H131ZM136 165V164H135ZM171 165V164H170ZM207 165V166H208ZM40 166V165H39ZM43 166V165H42ZM61 166H62V164H61ZM80 166V165H79ZM120 166H122V168L123 167H127V162H123L122 160H121V163H120ZM167 166V165H166ZM169 166V165H168ZM207 166H205V167H207ZM210 166H212V165H210ZM209 166V167H210ZM45 167V166H44ZM70 167V166H69ZM84 167H85V165H84ZM131 167V166H130ZM187 167V166H186ZM204 167V166H203ZM204 167V168H205ZM240 167H242L243 169L245 168V165L242 163V164H240ZM46 168V167H45ZM118 168V167H117ZM156 168V167H155ZM208 168V167H207ZM90 169V168H89ZM131 169H133V168H131ZM172 169V168H171ZM210 169H212V168H210ZM213 169H214V167H213ZM42 170V169H41ZM187 170V169H186ZM185 170V171H186ZM206 170H208V169H206ZM37 171V170H36ZM40 171V170H39ZM38 171V172H39ZM49 171V170H48ZM140 171V170H139ZM151 171V170H150ZM177 170H175V171H173V172H176ZM183 171V170H182ZM52 172V173H53ZM138 172V171H137ZM153 172V171H152ZM211 172L213 173V171L211 170ZM211 172H209V170L206 172L207 174L205 175L206 177H211L212 178V174L210 175V174H208V173H211ZM85 173V172H84ZM124 173V172H123ZM136 173V172H135ZM140 173V172H139ZM191 173V172H190ZM125 174V173H124ZM132 174V173H131ZM146 174H148V173H146ZM177 174H179V173H176V174H171L172 176L170 177V178H167V183L169 184V186L172 188V189H176V191L178 190V189H180L181 188V190H185L186 192L188 191V192H192L193 194H194V191L192 190L193 188H192V183H193V181H191V180H189V178L188 177H186V175H177ZM183 174V173H182ZM214 174H215V172H214ZM213 174V175H214ZM120 175V174H119ZM129 175V174H128ZM139 175V174H138ZM150 175V174H149ZM193 175V174H192ZM202 175V174H201ZM208 175V176H207ZM210 175V176H209ZM39 176H40V174H39ZM47 176V175H46ZM62 176V177H61ZM124 176V175H123ZM194 176H196L195 174H194ZM193 176V177H194ZM255 176H258L259 177V179H261L262 181H264V168H262L257 174H246L245 173V175L243 174V176H242V178H243V180H242V178H241V180H242V182L241 183H238V182H236V184L239 186V184L241 185V184H245V183H251V185L250 184H248L249 186H247L246 185V188L243 190L242 188L245 186H243L242 187V185H241V187H238V188H241L240 190H241V192H240V190L238 191L237 190V193L235 192L236 191V189L237 188H232V189H234L235 191H234V193L233 192H228L229 194H235V195H229V196H227L228 198H224V200H223V202L225 201V200H227L226 201V203H221V204H223L222 206L224 207V209H222L221 211H223V213L225 212V216H223V217H225L226 218V222H225V225H223L222 224V221L220 222L219 220H218V223L220 222V227H222L223 229L225 228L226 229V231H227V233H225L226 234V240H227V242H229L231 245L230 246H232V250L233 251H235V253L233 254L234 255V257H235V254H236V252L237 253H239L240 254V256H242L243 258L242 259H245V261L247 262H245V264H264V188H262V187H260L262 184H263V182H262V184L259 186V184L257 185V183H256V186H252V181L253 180H255ZM70 177V176H69ZM116 177V176H115ZM132 177V176H131ZM156 177V176H155ZM157 177H158V175H157ZM156 177V178H157ZM206 177H204V178H206ZM251 177H253L254 179L252 180V179H249V178H251ZM258 177H257V179H258ZM40 178H41V176H40ZM50 178V177H49ZM149 178V177H148ZM196 178V177H195ZM203 178V177H202ZM203 178V179H204ZM51 179H52V177H51ZM215 179V178H214ZM214 179H210L211 181L208 183V187H209V193H208V191H207V189H205L207 192L206 193H208L207 194V196H205V197H207V200L205 199H201V200H204V201H206V203L207 204H210V203H213L214 204V202L216 201V203L218 202V199L216 200V197L218 196H216V192H217V187H218V185H217V181L216 180H214ZM256 179V180H257ZM258 179V182L260 181ZM37 180V179H36ZM45 181H46V179H44ZM49 180V179H48ZM57 180H59V179H57ZM193 180H194V178H193ZM207 180V179H206ZM239 180V179H238ZM252 180V181H251ZM255 180V181H256ZM40 181H41V179H40ZM196 181H197V179H196ZM200 181V180H199ZM208 181V180H207ZM249 181H251V182H249ZM37 182V181H36ZM49 182V181H48ZM47 182V183H48ZM51 182H52V180H51ZM53 182H54V180H53ZM52 182V183H53ZM55 182L57 183L58 181H56L55 180ZM78 182V181H77ZM164 182H166V181H164ZM205 182V181H204ZM19 183V182H18ZM35 183V182H34ZM33 182L32 183H29V186L30 187H33V188H35L34 187V184ZM21 184V183H20ZM42 184H44V183H42ZM74 184V183H73ZM130 184V183H129ZM154 184V183H153ZM255 184V183H254ZM196 185V184H195ZM17 186V185H16ZM28 186V185H27ZM199 186V185H198ZM202 186H204V183H203V181H202V185H200V187L202 188ZM24 187H25V184L23 183V184H21L18 188H20L19 190H16L17 192H16V198H14L13 200H7V198H5V199H3V201H2V204L0 205V218L3 220V221H5L4 222V224L0 227V233H1V229H2V227H3V230H6L5 231V233H6V236H4V234H3V232H2V237L4 236V238H3V240H1L0 241V251H9L8 249H12V251H16V255L20 258V259H22L23 261V264H84L85 263V261H87V258L88 257H86L85 258V256H81V257H77L76 255H75V246L73 245L74 244V242H73V239L72 238H70V240H71V242L70 241H68V239H69V237L66 239V237L67 236H64V233H67V232H64V229L63 228H61L62 226H60L61 224L60 223H56V222H54L53 224V226L54 227H49V226H47L46 228L45 227H42V226H40V228L42 227L45 231H41V229L39 230V226L38 227H36V224H37V220H38V217L39 216H37V217H35V213H37V210L35 209V208H37L36 206H37V203L35 202V201H37L38 199L36 198L35 200H34V197H30V201L33 203V204H30V201H28L27 202V199H25V196H26V192H25V190H24ZM59 186H57V184H55V183H53V184H50V182H49V184L47 185V186H45V188L46 189H43L44 190V192H46L47 194L48 193H53V191L56 189V188H58ZM155 187V186H154ZM169 187V188H170ZM204 187H206V186H204ZM207 187V188H208ZM6 188V187H5ZM28 188V187H27ZM32 188V189H33ZM114 188V187H113ZM195 188V187H194ZM196 188H198V187H196ZM195 188V189H196ZM29 189H31V188H29ZM80 189V188H79ZM145 189V188H144ZM146 189H148V188H146ZM171 189V190H172ZM204 189V188H203ZM35 190V189H34ZM37 190H39V189H37ZM116 190V189H115ZM143 190V189H142ZM180 190V191H181ZM198 190H200L199 188H198ZM56 191V190H55ZM77 191V190H76ZM80 191H81V189H80ZM152 191H153V189H152ZM160 191V190H159ZM174 191V190H173ZM180 191H179V194L178 195H180ZM201 191V190H200ZM37 192V191H36ZM117 192V191H116ZM151 192V191H150ZM154 192V191H153ZM182 192V191H181ZM184 192V191H183ZM182 192V193H183ZM203 192V191H202ZM240 192V193H239ZM29 193L31 194V192L29 191ZM28 193V194H29ZM33 193V192H32ZM43 193V192H42ZM46 193H44V196H47V195H45ZM59 193V192H58ZM172 193V192H171ZM116 194V193H115ZM156 194V193H155ZM174 194V193H173ZM185 194V193H184ZM183 194V195H184ZM197 194L199 195V192H197ZM221 194V193H220ZM17 195H19V196H21L20 198L22 199V200H20V201H17ZM52 195V194H51ZM70 195V194H69ZM123 195V194H122ZM142 195V194H141ZM161 195V194H160ZM159 195V196H160ZM186 195V194H185ZM184 195V196H185ZM189 195V194H188ZM4 196V195H3ZM31 196V195H30ZM33 196V195H32ZM34 196H36V195H34ZM38 196V195H37ZM49 196V195H48ZM68 196V195H67ZM66 196V197H67ZM80 196V195H79ZM116 196H117V194H116ZM124 196H125V194H124ZM150 196V195H149ZM181 196H182V194H181ZM184 196H183V198H184ZM187 196V195H186ZM222 196H224V195H221V197H220V201L222 200L221 198H222ZM226 196H224V197H226ZM231 196V197H230ZM42 197V196H41ZM70 197V196H69ZM113 197V196H112ZM111 197V198H112ZM174 197V196H173ZM178 197V196H177ZM180 197V196H179ZM191 197V196H190ZM196 197V196H195ZM203 197V196H202ZM3 198V197H2ZM61 198V197H60ZM82 198V197H81ZM90 198V197H89ZM117 198H119V197H117ZM116 198V199H117ZM182 198V199H183ZM187 198V197H186ZM189 198V197H188ZM187 198V199H188ZM193 199H194V196L192 197ZM198 198H201V197H198ZM19 199V198H18ZM46 198H44V200H45ZM110 199V198H109ZM146 199V198H145ZM177 199V198H176ZM185 199V198H184ZM43 198H41L40 200H38V203H40V202H42V204H43ZM64 200H66V199H64ZM114 200H115V198H114ZM178 200H179V198H178ZM180 200H181V197H180ZM186 200V199H185ZM185 200H181V202H183V201H185ZM195 200V199H194ZM198 199H196L195 200V202L194 203H192V201H190V200H188V202H187V200H186V203H189V207H188V205L186 204V203H184V204H186L187 205V207H186V205H184V204H181V206H178V208H176L175 209V215H174V217H171V219H169V220H171L170 221V223L172 224V223H176V226H178L179 228H175V227H172V229L175 231V232H178V233H181V234H187V235H191V234H189L190 232H194L196 235V237L195 238H193L192 239V237H190L191 238V243H190V245L192 244V246H194L193 248H194V250L196 249H199L200 248V246H201V244L203 243V241H204V237L205 236H208V235H206L207 233H206V231L208 230V229H210V227H209V225L207 226V224H206V226L207 227H203V226H201L200 225V223H201V219L203 218V216H202V207H200L201 206V202H199V201H197ZM200 200V199H199ZM55 201V200H54ZM120 201V200H119ZM125 201V200H124ZM135 201V200H134ZM208 201V202H207ZM114 202V201H113ZM155 202V201H154ZM29 203V204H28ZM61 203V202H60ZM120 203V202H119ZM123 203V202H122ZM174 203V202H173ZM220 203V202H219ZM219 203L218 204H215V205H217V207H219V206H221V205H219ZM40 205L39 204V208L38 209H41V207H42V211L44 212L45 210H47V206H45L44 204L43 205ZM62 205L64 204V203H61ZM81 204V203H80ZM83 204V203H82ZM106 204V203H105ZM125 204V203H124ZM148 204H150L149 202H143L141 205H135L137 208H140L141 209V207L142 208H146L147 207V205ZM152 204V203H151ZM203 204V207H204V204L205 203H202ZM56 205H57V203H56ZM60 205V204H59ZM65 205H67V204H65ZM107 205H109V204H107ZM127 205V204H126ZM157 205V204H156ZM174 205V204H173ZM211 205V204H210ZM219 205V206H218ZM102 206V205H101ZM130 206V205H129ZM134 206V205H133ZM207 206V205H206ZM209 206V205H208ZM56 208H57V206H55ZM70 207V206H69ZM74 207H75V205H74ZM98 207V206H97ZM113 207V206H112ZM114 207H116V206H114ZM121 207V206H120ZM125 207V206H124ZM131 207V206H130ZM215 208L216 210L218 209V208ZM63 208V207H62ZM106 208V207H105ZM108 208V207H107ZM208 208H210V207H208ZM207 208V209H208ZM213 208V207H212ZM81 209V208H80ZM85 209V208H84ZM92 209V208H91ZM117 209V208H116ZM133 209V208H132ZM201 209V210H200ZM205 209H206V207H205ZM215 209L213 208L212 210H214V212H215ZM35 210H36V212H35ZM121 210V209H120ZM171 210V209H170ZM208 210H210V209H208ZM39 211V210H38ZM47 211H49V210H47ZM47 211H45V212H47ZM85 211V210H84ZM91 211V210H90ZM98 211V210H97ZM105 211H107V210H105ZM113 211V210H112ZM115 211V210H114ZM146 211V210H145ZM219 211L220 210H218V214H220V213H222V212H220L219 213ZM41 212V211H40ZM42 212V213H43ZM83 212V211H82ZM116 212H117V210H116ZM120 212V211H119ZM126 212V211H125ZM99 213V212H98ZM123 213V212H122ZM131 213V212H130ZM150 213V212H149ZM159 213V212H158ZM164 213V212H163ZM168 213V212H167ZM207 213V212H206ZM221 214V215H224V214ZM76 214V213H75ZM93 214V213H92ZM119 214V213H118ZM143 214V213H142ZM142 214L140 215L141 216V218H142ZM215 214H217V211H216V213ZM217 214V215H218ZM41 215V214H40ZM67 215V214H66ZM72 215V214H71ZM80 215V214H79ZM102 215V214H101ZM121 215V214H120ZM144 215V214H143ZM214 215V214H213ZM221 215H219L220 216V218H221ZM139 216V217H140ZM149 216V215H148ZM169 216H171V215H169ZM219 216H218V218H219ZM69 217V216H68ZM131 217V216H130ZM130 217H129V219H130ZM146 217V216H145ZM152 217V216H151ZM40 218V217H39ZM65 218H66V216H65ZM148 218V217H147ZM206 218H208L207 216H206ZM205 217H204V219H206ZM219 218V219H220ZM225 218H223V219H225ZM41 219V218H40ZM59 219H61L62 220V218H59ZM69 219V218H68ZM71 219V218H70ZM69 219V220H70ZM83 219V218H82ZM94 219V218H93ZM105 219V218H104ZM120 219H122V218H120ZM135 219V218H134ZM217 219V218H216ZM42 220V219H41ZM53 220V219H52ZM90 219H88V221H89ZM96 220H98V219H96ZM127 220V219H126ZM151 220V219H150ZM59 221V220H58ZM67 221V220H66ZM73 221V220H72ZM91 221V220H90ZM115 222L114 223H112V224H114V228L115 229H119L118 228V226H117V224H116V222H118V220H114ZM132 221V220H131ZM165 221V220H164ZM209 222H211L210 221V219L208 220ZM214 221H216L215 219L213 220L212 219V222L210 223V224H213V225H216L217 223H215ZM224 221V220H223ZM64 222V221H63ZM97 222V221H96ZM99 222V221H98ZM134 222H135V220H134ZM156 222V221H155ZM167 222V221H166ZM203 222V221H202ZM206 222V221H205ZM215 224H214V223ZM56 223V224H55ZM119 223V222H118ZM146 223V222H145ZM154 223V222H153ZM170 223L169 224H165V225H167V226H169L170 225ZM39 224V223H38ZM37 224V225H38ZM63 224V223H62ZM92 224V223H91ZM100 224V223H99ZM101 224H102V222H101ZM126 224V223H125ZM124 224V225H125ZM50 225H52V223L50 224ZM65 225V224H64ZM68 225V224H67ZM79 225V224H78ZM103 225V224H102ZM128 225H129V223H128ZM132 225V224H131ZM137 225V224H136ZM154 225V224H153ZM202 225H204V223L202 224ZM218 225V224H217ZM223 225V226H222ZM94 226V225H93ZM112 226V225H111ZM133 226V225H132ZM131 226V227H132ZM205 226V225H204ZM95 227V226H94ZM102 227V226H101ZM100 227V228H101ZM125 227V226H124ZM123 227V228H124ZM140 227V226H139ZM142 227V226H141ZM209 227V228H208ZM216 227H219V225L218 226H216ZM215 227V228H216ZM66 228V227H65ZM68 228V227H67ZM99 228V227H98ZM212 228V227H211ZM214 228V229H215ZM221 228V229H222ZM70 229V228H69ZM94 229V228H93ZM107 229V228H106ZM111 229V228H110ZM213 229V230H214ZM78 230V229H77ZM104 230V229H103ZM102 230V231H103ZM123 230V229H122ZM212 230V229H211ZM210 230V231H211ZM217 230V229H216ZM219 231H220V229H218ZM74 231V230H73ZM107 231H108V229H107ZM110 231H112V230H110ZM143 231V230H142ZM210 231H209V233H210ZM218 231V232H219ZM15 233L16 234V236H14V237H12V235H11V233ZM70 232V231H69ZM99 232V231H98ZM97 232V233H98ZM166 232V231H165ZM214 233H215V231H213ZM217 232V231H216ZM223 232H225V231H223ZM86 233V232H85ZM100 233V232H99ZM103 233V232H102ZM110 232H108V234H109ZM220 233V232H219ZM221 233H222V231H221ZM220 233V234H221ZM106 234V233H105ZM166 234V233H165ZM216 234H218V233H216ZM66 235V234H65ZM87 235V234H86ZM121 235V234H120ZM219 235V234H218ZM223 235V234H222ZM73 236V235H72ZM75 236V235H74ZM94 236V235H93ZM101 237H102V235H100ZM111 236V235H110ZM136 236V235H135ZM166 236V235H165ZM170 236V235H169ZM192 236H193V234H192ZM217 236V235H216ZM95 237V236H94ZM98 237H99V235H98ZM164 237V236H163ZM173 237H174V235H173ZM176 237V236H175ZM181 237H182V235H181ZM185 237V236H184ZM184 237H182V238H184ZM76 238V237H75ZM119 238V237H118ZM207 238V237H206ZM210 239H211V237H209ZM218 238V237H217ZM94 239V238H93ZM113 239V238H112ZM186 239V238H185ZM214 239V238H213ZM213 239H211V240H213ZM216 239V238H215ZM219 239V238H218ZM221 239V238H220ZM220 239H219V241H220ZM224 239V238H223ZM62 240H66V241H68L69 243L68 244H61V243H64V242H62ZM95 240V239H94ZM105 240V239H104ZM115 240V239H114ZM187 240H190V239H188L187 238ZM208 240V239H207ZM65 241V242H66ZM77 241V240H76ZM116 241V240H115ZM146 241H148V240H146ZM152 241V240H151ZM208 241H210V240H208ZM216 241V240H215ZM1 242H4V244H1ZM101 242H103V241H101ZM105 242V241H104ZM103 242V243H104ZM149 242V241H148ZM165 243H166V241H164ZM188 242H190V241H188ZM221 242H224V241H220L219 243L221 244ZM226 242V241H225ZM16 243H17V245H16ZM67 243V242H66ZM73 243V244H72ZM106 243H108V242H106ZM111 243V242H110ZM146 243V242H145ZM154 243V242H153ZM144 244V243H143ZM179 244V243H178ZM184 244V243H183ZM188 244V243H187ZM207 244H209V242H207ZM211 244V243H210ZM226 244L227 243H224V245L226 246ZM79 245V244H78ZM97 245V244H96ZM101 245V244H100ZM104 245H105V243H104ZM103 245V246H104ZM152 245V244H151ZM154 245H156V244H154ZM180 245V244H179ZM216 245V244H215ZM84 246H86V245H84ZM94 246V245H93ZM107 246H108V244H107ZM185 246V245H184ZM188 246V245H187ZM204 246H205V242H204ZM203 246V247H204ZM214 246V245H213ZM220 246V245H219ZM222 247H223V244L221 245ZM227 246H229V245H227ZM226 246V247H227ZM96 247V246H95ZM158 247V246H157ZM190 247V246H189ZM202 247V246H201ZM203 247H202V249H203ZM221 247V248H222ZM225 247V248H226ZM6 248H8L7 250H6ZM160 248V247H159ZM215 248H216V246H215ZM219 249H221L220 247H218ZM228 248V247H227ZM21 249H22V251H21ZM78 249V248H77ZM82 249V248H81ZM88 249V248H87ZM105 249V248H104ZM109 249V248H108ZM163 249H164V247H163ZM201 249V248H200ZM206 247L204 248V252H203V254L204 253H206V252H209L208 250L206 251ZM208 249H212V245H211V248H208ZM214 249V248H213ZM213 249H212V251H213ZM224 249V248H223ZM94 250H97V249H94ZM191 250H192V248H191ZM191 250H189V253L190 254H188V252H187V254L188 255H192L193 256V252L191 251ZM196 250H195V253H196ZM79 251V250H78ZM86 251V250H85ZM99 251V250H98ZM105 251V250H104ZM160 251V250H159ZM161 251H162V249H161ZM199 251V250H198ZM216 251H218L217 250V248H216ZM220 251H222L223 252V250H220ZM230 251V250H229ZM88 252V251H87ZM100 252V251H99ZM101 252H102V250H101ZM106 253H107V251H105ZM191 252H192V254H191ZM81 253V252H80ZM83 253V252H82ZM198 253V252H197ZM212 253V252H211ZM211 253H210V256H211ZM213 253H215V251L213 252ZM217 253V252H216ZM230 253V252H229ZM232 253V252H231ZM90 254V253H89ZM101 254V253H100ZM181 254V253H180ZM187 254H185L184 253V255H178L177 257H176V259H175V261L173 260V259H171V260H173L172 262L173 263H170V264H192L193 263V261H192V263H191V260H190V256L188 257L187 256ZM218 254V253H217ZM216 254V255H217ZM83 255V254H82ZM101 255H103V253L101 254ZM197 255H199V253L198 254H196V257H197ZM205 255V254H204ZM203 255V256H204ZM214 255V254H213ZM216 255L215 256H213V257H216ZM227 256H232V254L231 255H229V254H226ZM86 256H87V254H86ZM169 256V255H168ZM195 256V255H194ZM193 256V257H194ZM203 256H201L200 255V258L201 257H203ZM93 257V256H92ZM206 257V256H205ZM219 258V257H218ZM220 258H222V257H220ZM227 258V257H226ZM226 258H224V260L226 261ZM230 258V257H229ZM229 258H227V259H229ZM95 260H96V258H94ZM104 259V258H103ZM195 259V258H194ZM213 259V258H212ZM215 259V258H214ZM97 260H98V258H97ZM145 260V259H144ZM197 260H199V259H197ZM202 260V259H201ZM217 260V259H216ZM221 260V259H220ZM219 260V261H220ZM237 260H239V259H237ZM104 261V260H103ZM204 261V260H203ZM202 261V262H203ZM210 261V260H209ZM236 261V260H235ZM88 262H89V259H88ZM94 262V261H93ZM92 262V263H93ZM205 262V261H204ZM206 262H207V260H206ZM222 262H223V260H222ZM222 262H220L221 264H223ZM242 264H244V260H242ZM198 263V262H197ZM212 263V262H211ZM227 262H225L224 264H226ZM235 263V262H234ZM89 264H90V262H89ZM99 264V263H98ZM104 264V263H103ZM194 264V263H193ZM230 264V263H229ZM233 264V263H232ZM236 264H239V261H237L236 262Z\"/></svg>","mask_w":264,"mask_h":264}]
</instances>
